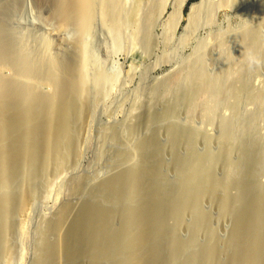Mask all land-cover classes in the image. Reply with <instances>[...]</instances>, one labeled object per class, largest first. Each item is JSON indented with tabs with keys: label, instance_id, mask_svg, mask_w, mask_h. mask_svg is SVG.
I'll return each mask as SVG.
<instances>
[{
	"label": "rangeland",
	"instance_id": "obj_1",
	"mask_svg": "<svg viewBox=\"0 0 264 264\" xmlns=\"http://www.w3.org/2000/svg\"><path fill=\"white\" fill-rule=\"evenodd\" d=\"M119 2L120 23L117 25L119 27L112 26L109 22L103 24L96 7L91 31L89 30L83 38L89 73L91 78L98 82V87L97 91L91 93L88 113L77 121L75 154L55 172L49 171L46 175L34 179L32 199L24 213L14 215L16 226L9 235L10 239L8 238L9 252L0 256V264L39 263L46 225L52 218L56 219L59 216L61 211L59 209L65 203H69L74 211L80 209L97 183L118 172L116 166H138L143 160L144 140L151 138L159 130L162 131L158 134L156 150L160 157L166 156L163 163L169 181L165 180V183L168 184L169 192H174L179 173L183 175L186 168L185 162H180L181 167L178 170L174 168L173 158L167 154L170 139L166 127L173 123H179L182 141L188 134L186 129L188 123L191 122L189 123L191 126L193 124L199 165H203L207 152L201 134L209 135L212 148L208 149L212 154L211 165L213 168L217 167V178L221 182L218 185L219 195L222 172L218 170H221V165L219 166L221 163H217L219 162L217 157L221 153L220 144L224 137L221 128L225 127V123L228 124L227 121L235 130L230 131L234 142L232 146H235L232 148L233 160L230 167L233 170V166L236 165L235 176L242 167L241 161L237 159H240L238 156L243 153L242 146L248 145L253 148L252 150L257 149L255 156L259 164L255 166L256 179L264 184V104L253 97L254 94L264 91V0H119ZM199 4L200 6L195 8ZM136 5L139 7L134 10ZM54 8L55 0H0V26L6 30L4 32L7 40L17 42L16 47L19 45L23 49L21 52H25L24 56H29L26 59L32 67L35 66L34 68L41 65L40 58L44 55L46 56L43 57L44 60L48 58L49 63L64 64L72 61L71 44L79 32L73 22L63 23L55 14ZM253 26L259 28L255 47L248 41L243 44ZM244 32H247V37H241L243 34L246 36ZM2 43L0 40V45ZM40 48H43L44 52ZM12 53L9 62L4 60L0 62V74L6 77H18L15 75L20 74L16 66L20 57H15L19 56V51ZM250 56L261 61L259 67H249ZM197 63L201 65L204 79L211 91L198 93L193 103L191 102V107L188 105L186 107L182 100L177 98L182 94L183 85L180 83L178 87L164 92L163 84L168 78L177 76V73L184 70L187 65ZM97 72L105 78L103 81ZM95 73L99 80L95 78ZM38 83L44 90L50 88L48 81L40 79ZM237 87L243 91H240L242 95L236 93L239 91ZM168 100L177 105V110L167 111ZM202 100L204 102H201ZM204 107H208L209 110L208 108V111L205 110ZM150 111H155L153 120L147 117ZM258 140L261 142L258 146L252 145ZM183 148L181 146L180 150ZM120 150L128 152L126 161L118 158ZM182 156L181 160L185 161L187 156ZM120 167L119 171L124 168ZM78 178H84L86 184L80 191L75 192L74 181ZM237 190L234 186L232 193L239 192ZM208 201L210 200L203 202V205L207 204L203 209L202 222L210 228L213 246L222 250L226 247L227 250L232 242L231 220L227 218L224 221L220 210L218 209L219 212L217 210V205L213 201L212 203ZM191 219L193 217L187 218L192 221ZM221 221L226 223L223 224ZM60 224L55 232L47 235L51 241L62 240L68 224L64 222ZM190 231V225L186 226L184 232L181 231L180 245H183V248L180 249L188 252L190 247L194 246L197 257L203 254L200 256L205 258L206 232L204 230L198 232L192 245L189 242ZM202 233L205 237L201 236ZM60 249L58 250L62 252L59 253L57 250L56 256L49 264H66L65 256L62 254L64 250L61 247ZM202 257H198L200 264L206 259Z\"/></svg>",
	"mask_w": 264,
	"mask_h": 264
},
{
	"label": "bare ground",
	"instance_id": "obj_2",
	"mask_svg": "<svg viewBox=\"0 0 264 264\" xmlns=\"http://www.w3.org/2000/svg\"><path fill=\"white\" fill-rule=\"evenodd\" d=\"M119 3V0H55V14L63 23L73 22L79 32L71 44L74 62L64 64L49 63L48 58L44 60L46 56L42 53L45 45L41 53L44 58H40L41 65L32 67L26 59L29 56H24L25 52H21L23 49L18 44L16 47L17 42L7 40L4 32L6 30L0 26V40L3 41L0 45V62L8 61L15 51H19V56L15 57H20L19 63L14 64L19 69L20 74L15 75L18 77L0 74V256L9 252L8 238L16 226L14 215L25 212L33 196L34 179L46 175L49 171L55 172L75 154L77 121L88 113L91 93L97 91L98 87V82L96 83V79L93 80L89 73L83 38L92 27L96 7L103 24L109 22L112 26H117L120 23ZM199 6L200 4L195 8ZM137 7L139 6L136 5L134 10ZM257 29L259 28L253 26L249 36L246 35L248 31L244 32L246 36L243 34L241 37L248 38L242 40L243 44L248 41L255 47ZM198 65V63L187 65L184 70L177 73V76L168 78L163 84V91L169 92L171 88L178 87L181 83L182 94L177 98L179 97L186 107L187 105L191 107V102L198 93L210 90L204 79L202 67ZM97 77L98 75L95 78ZM100 77L102 81L105 79L102 75ZM40 79L50 83L48 90L40 88L38 83ZM240 91L242 90L239 89L236 93L240 94ZM253 97L264 104V91L254 94ZM168 102L167 111L173 112L177 105L173 101ZM206 105L209 107L208 103ZM208 107H204L205 110ZM154 112L150 111L147 117L153 120ZM227 123L225 127H220L223 129L224 137L220 144L221 153L217 157L219 159L217 163H221L219 164L221 170H218L222 172L220 195L218 185L221 182L217 178V167L213 168L211 165L212 154L208 151L211 148L209 135L201 134L207 152L203 165H199L193 124L187 125L188 134L184 141L179 135V123L170 124L166 127L170 139L167 154L173 158L174 168L178 170L181 167L180 162H185L184 167L187 169L183 170L185 172L183 175L179 173V179L175 184L176 190L169 192L168 184L165 183V180L166 182L168 180L163 163L166 156L160 157L156 150L158 134L162 131L159 130L151 138L144 140L143 160L137 164L138 166L120 165L124 167L120 171V166H116L118 172L97 183L80 209L74 211L69 203H65L59 209L61 210L59 216L56 219L52 218L46 225V235L43 237L37 264H49L60 247L64 250L62 254L65 256L66 264H200L198 257H202L203 254L197 257L194 246L188 248V252L181 250L183 248V245H180L181 231L184 232L189 225L191 228V233H188L189 242L192 245L198 232L204 230L207 234L204 243L206 259L202 257L205 259L202 264H264V184L256 179L255 169L259 164L255 156L257 153L255 147L261 142L258 140L252 144L256 150L237 143L243 147L241 154L243 157L239 155L240 159L237 158L241 161L242 167L241 170H237L235 176L236 165L233 166V170L230 167L234 150L230 131L235 130L228 121ZM181 146L182 148L184 146V150H180ZM118 155L119 159L125 160L128 152L120 150ZM182 155L187 156L185 161L181 160ZM85 182L84 178L76 179L74 191H80ZM234 186L239 192L232 193ZM207 200L217 205L218 208L216 205L215 207L220 210L224 221L227 218L231 220L232 242L227 250L226 247L222 250L213 246L210 228L202 222L203 209L207 204L203 205V202ZM190 215L193 217L192 221L187 220L189 217L192 218ZM62 222L68 224L62 240L51 241L47 235L55 232ZM201 236L205 237L203 233ZM213 249L215 252H212Z\"/></svg>",
	"mask_w": 264,
	"mask_h": 264
},
{
	"label": "clouds",
	"instance_id": "obj_3",
	"mask_svg": "<svg viewBox=\"0 0 264 264\" xmlns=\"http://www.w3.org/2000/svg\"><path fill=\"white\" fill-rule=\"evenodd\" d=\"M248 63H249V67L250 68H254V67H259L260 64H261V61L256 58V57H249V60H248Z\"/></svg>",
	"mask_w": 264,
	"mask_h": 264
}]
</instances>
